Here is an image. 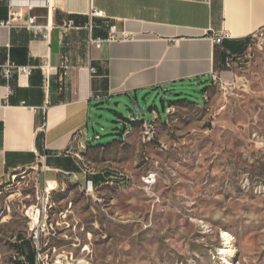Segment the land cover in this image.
I'll return each instance as SVG.
<instances>
[{"label": "rangeland", "instance_id": "1", "mask_svg": "<svg viewBox=\"0 0 264 264\" xmlns=\"http://www.w3.org/2000/svg\"><path fill=\"white\" fill-rule=\"evenodd\" d=\"M229 70L98 105L91 143L126 133L80 153L91 193L47 194L39 169L3 181L0 264H264V37Z\"/></svg>", "mask_w": 264, "mask_h": 264}, {"label": "crops", "instance_id": "2", "mask_svg": "<svg viewBox=\"0 0 264 264\" xmlns=\"http://www.w3.org/2000/svg\"><path fill=\"white\" fill-rule=\"evenodd\" d=\"M10 1L0 0V71L10 63L27 73L11 82L0 74V182L39 169L42 183L59 186L73 173L85 186L93 177L78 159L93 145L98 105L223 80L229 58L242 59L264 29V0H48L8 24ZM32 16L38 29L26 27ZM63 57L70 71L61 84Z\"/></svg>", "mask_w": 264, "mask_h": 264}, {"label": "built area", "instance_id": "3", "mask_svg": "<svg viewBox=\"0 0 264 264\" xmlns=\"http://www.w3.org/2000/svg\"><path fill=\"white\" fill-rule=\"evenodd\" d=\"M40 6H49V1L48 0H11L10 5H9V21H8V24L22 20V18H23V13L21 11L22 8H27V9L31 10L34 7H40ZM92 15L102 16V13L92 11ZM26 27L28 29H31V30L32 29H38L39 27L36 26V17H33V16L29 17L26 21ZM110 32H111V36H110L109 40L115 41L116 39L112 36L115 32V27H111ZM262 37H264V29L258 30L257 32H255L251 36L252 40H256V41L262 40ZM123 38L125 39L126 36H123ZM227 38H228V35L223 33V34H220L218 36H215L212 39V41L215 44H221L223 42V40H225ZM101 42L102 41H100V40L92 41V43L95 45L96 48L100 47ZM232 63H233V57H230L229 61H228V67H230ZM60 69H61V84H63L65 79L68 77L69 71H70V63H69V59L67 57L62 58L61 64H60ZM91 72L94 73L95 70L93 68H91ZM26 73H27L26 69H19L10 63L3 65L1 67V71H0L1 78L3 80H5L6 82H11L16 76L23 75ZM211 81L213 83H219L220 85H227L226 82H223V80L216 75H212ZM204 100H205V96H204ZM97 138H98V136H97ZM152 138L153 137L150 136L149 131H147V140H150ZM64 176L71 177V179L75 182L79 181L77 174L64 173ZM115 177H120V176H115ZM115 177L109 176V179H111L114 183ZM1 183L2 182H0V185H1ZM50 184H52V186ZM93 187H94L93 182L91 180H88L86 182L85 186L83 187V189L85 190L86 193H91L93 191ZM56 188H58V186L55 185L54 183L45 182V192L47 194H49L53 189H56Z\"/></svg>", "mask_w": 264, "mask_h": 264}, {"label": "trees", "instance_id": "4", "mask_svg": "<svg viewBox=\"0 0 264 264\" xmlns=\"http://www.w3.org/2000/svg\"><path fill=\"white\" fill-rule=\"evenodd\" d=\"M209 86H207L205 89H204V92H206V90L208 89ZM158 88H153V90H157ZM183 102H188V103H191V104H194L193 102H190L188 101L187 99L185 98H179V99H176L175 101L173 102H170V106L171 105H178L180 103H183ZM129 123H131V125L135 124V123H143L144 120L143 119H140V120H133V121H128ZM126 124V122H125ZM126 131L125 129L121 130L119 133L117 134H112L113 136H118L120 137L119 138H114L112 139L111 141L107 142V143H104V144H96V145H90L89 147H105V146H108V145H111L113 142L117 141V142H121L122 141V138L124 137ZM109 178V176H108ZM98 180H100V177L99 176H93V179H91V181L93 182V186H96L97 187V184H98ZM25 261L27 264H35V259H36V254L35 252L31 251V252H28L25 256ZM17 264H20V262H17Z\"/></svg>", "mask_w": 264, "mask_h": 264}, {"label": "bare ground", "instance_id": "5", "mask_svg": "<svg viewBox=\"0 0 264 264\" xmlns=\"http://www.w3.org/2000/svg\"><path fill=\"white\" fill-rule=\"evenodd\" d=\"M144 129H145V135L146 136H147V131H149L150 136H152L151 126L148 123L144 124ZM50 185L52 186V184H50ZM224 237L226 238V240H228V238H229V236L227 234H224ZM226 244H228V243H226Z\"/></svg>", "mask_w": 264, "mask_h": 264}, {"label": "water", "instance_id": "6", "mask_svg": "<svg viewBox=\"0 0 264 264\" xmlns=\"http://www.w3.org/2000/svg\"><path fill=\"white\" fill-rule=\"evenodd\" d=\"M151 93H152V92H148L147 94H145L143 100H144L147 96H149Z\"/></svg>", "mask_w": 264, "mask_h": 264}]
</instances>
